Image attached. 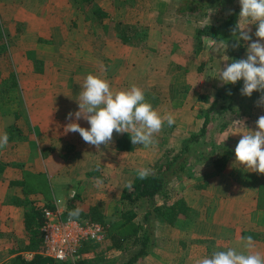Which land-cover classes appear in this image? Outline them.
I'll list each match as a JSON object with an SVG mask.
<instances>
[{
    "label": "crops",
    "instance_id": "obj_1",
    "mask_svg": "<svg viewBox=\"0 0 264 264\" xmlns=\"http://www.w3.org/2000/svg\"><path fill=\"white\" fill-rule=\"evenodd\" d=\"M93 3L105 12L104 16L97 15L94 8L87 12L86 8ZM185 5L186 0H93L88 5L81 0H0V69H8L5 74L0 73V135L9 136L8 145L0 149V264H16L18 257L22 262L33 257L37 251L33 245L36 235L27 227V215L34 208L41 211L40 203L55 207L57 200H62L55 191L52 201L36 183L42 173L50 172L60 181L63 191L68 192L64 204L59 202L65 214L76 208L87 212L91 205L101 204L107 216L113 213L109 199L112 194L96 193V180L112 176V165L129 166L130 162L137 164L142 159L136 157L139 149L131 143L128 133L114 132L112 142L97 149L78 132H65L71 122L90 128L83 118H67L69 112L79 110L77 100L87 75L107 79L113 90H125L132 85L143 90L153 87L157 89L156 103L161 101L160 97L174 95V106L158 109L175 117L174 136L168 139L170 149H179L189 137L185 135L178 143L179 130H200L209 107L203 102L212 101L214 96L207 100L201 97L202 93L187 94L195 83L180 67L182 59L177 54L194 52L187 40L192 38L193 16L202 14L182 9ZM118 13L120 30L127 32H113L110 36L108 30L102 36L98 34V25H103L98 20H104L105 25ZM204 15V23L196 20L197 29L206 23L219 24L225 17L214 22L209 20V14ZM124 34L131 39L124 42ZM204 39L207 43L213 41L209 37ZM161 52L167 59L158 65L154 60L163 59L157 56ZM161 69L157 84L155 71ZM189 99L192 100L188 107ZM195 100L201 102L198 109L194 108ZM261 115L264 105L228 120V126L217 129L216 134H211V123L206 138L217 143L226 141L230 146L225 166L218 170L212 157L199 162L191 157V164L198 165L196 171L174 178L183 183L182 188H175L176 195L169 189V194L171 200L183 196L196 211L193 218L196 216L197 220L179 217L174 223L163 221L161 227L170 233L163 237L157 233L158 245L138 264H191L213 251L237 247L241 237L247 236L255 241L253 251L264 254V174L251 172L235 158V147L241 139L237 120L244 121L247 129L240 128L239 132L246 133L257 130L256 121ZM208 146L207 141L203 148ZM75 150L81 153L76 156ZM133 179L134 176L131 182ZM126 185L122 182L116 193L122 208L121 195ZM170 185H175L174 181ZM81 190L98 200L86 204ZM41 198L46 202H40ZM181 223L184 227L176 232ZM194 237H200L201 250L192 242ZM36 238L37 242L42 240Z\"/></svg>",
    "mask_w": 264,
    "mask_h": 264
},
{
    "label": "clouds",
    "instance_id": "obj_2",
    "mask_svg": "<svg viewBox=\"0 0 264 264\" xmlns=\"http://www.w3.org/2000/svg\"><path fill=\"white\" fill-rule=\"evenodd\" d=\"M239 4V19L232 29L235 38L233 47H238L241 40L247 42L246 58L219 67L218 79L222 85H234L243 80L241 95L251 97L253 92L261 93L257 102V106H261L264 105V0H239ZM250 25H256L255 40ZM210 48V53L219 55L221 50L223 53L227 50L228 44L213 39ZM224 56L227 57L224 61H228L229 57ZM77 101L79 110L69 112L67 118L71 120L75 116L77 121L83 118L90 124V128L71 122L65 127V132H78L86 143L97 149L101 145H109L114 132L128 133L133 145L142 144L146 148L154 146L158 142L156 134L162 131L164 125L170 127L176 122L173 114L162 115L156 110L146 100L141 87L132 85L125 90H113L107 79L93 74L87 75L84 80ZM240 128H246L244 121L237 120V134H241V139L235 147L236 162L251 169V172L264 174V115L256 121L257 130L240 133ZM8 141L7 133L0 135V149L5 148ZM152 174L151 168L137 169L140 179H146ZM102 183V180H96L97 187ZM126 186L131 188V182ZM81 212L82 209L76 208L68 215L78 219ZM254 247L255 241L251 236L241 237L237 247L213 251L210 256L198 259L196 264H264V254L253 251Z\"/></svg>",
    "mask_w": 264,
    "mask_h": 264
},
{
    "label": "trees",
    "instance_id": "obj_3",
    "mask_svg": "<svg viewBox=\"0 0 264 264\" xmlns=\"http://www.w3.org/2000/svg\"><path fill=\"white\" fill-rule=\"evenodd\" d=\"M81 1L84 5H88L93 0ZM216 1L226 2L227 14L219 24L206 23L198 28L197 37L201 41L203 37H209L231 44V62L236 59H243L245 50L243 42L240 41L238 47H233L235 38L233 37L232 29L238 22L239 12L241 10V6L236 5L233 2L234 0H186V5L182 9L205 13ZM93 11L101 17L105 15V12L98 6L96 8L94 6ZM121 31L127 32L126 29L120 30V33ZM130 39V35L128 34L122 36L124 42ZM231 85L232 87H230ZM242 86V80L234 85H222L217 90L211 105L206 110V116L200 130L192 132L188 138L184 139L179 149L167 148L153 164L152 175L146 179H140L136 172L131 182V188L126 186L123 189L121 198L124 200V204L120 217L123 219L122 224L125 226L123 230L125 232L124 236L126 237L117 232H113L108 247L115 246L120 248L128 255L126 258H112L106 255L107 250H100L103 241L98 242L92 240L84 242L80 250V257L75 260H61L46 255L42 251V246L37 245L38 242L36 240V237L39 236V226L43 221V215H41V211L34 208L27 215L26 224L36 235L33 245L37 251L32 258L24 260V262L18 257L16 264H137L139 260L150 252L153 245L151 227V219L153 217L174 223L179 217H193L196 214L194 208L190 206L183 196L171 200L169 194L170 181L185 173L193 174L196 171L195 164H191V157L194 156L195 162L212 157L218 170H221L225 166L227 151L230 149L229 144L226 141L217 143L214 139L209 140L206 138L207 131L213 120L211 113L215 108L220 107L221 109L219 111L221 119L218 130H223L228 126L229 119L226 118L228 112L232 111L236 113H232L230 115L231 118L240 117V115L248 112V108L245 107L247 103L244 100H241L238 109L234 106V96ZM243 108V113L238 112ZM207 141L209 146L204 149L203 145ZM209 142L211 143L209 144ZM158 198L161 199V202H159ZM140 206L145 207L143 214L144 220L135 224L134 219L138 216V208ZM101 209V204L91 205L87 212L82 210L80 216H90L103 220L106 216ZM143 222L148 223L145 226ZM142 226L144 228L143 233L138 236V231ZM135 244H138V246L136 249L131 250Z\"/></svg>",
    "mask_w": 264,
    "mask_h": 264
},
{
    "label": "rangeland",
    "instance_id": "obj_4",
    "mask_svg": "<svg viewBox=\"0 0 264 264\" xmlns=\"http://www.w3.org/2000/svg\"><path fill=\"white\" fill-rule=\"evenodd\" d=\"M102 1V0H99V2ZM236 5H239V0H234L233 1ZM225 5L223 4V2H215L214 4L211 5V7H209V9L207 10V15L209 14V20L211 21H214V22H217V21H220L221 18L223 17V15H226L227 12H228V9L226 8V2H224ZM98 4V3H97ZM100 4V3H99ZM94 8V3L91 4L90 6H88L86 8L87 12L88 11H92ZM187 11V10H186ZM191 12V11H190ZM198 14H202V17H199L198 16H193V22H192V30H191V33H192V38L191 40H187V43L189 41L190 44H192V48L193 49V53H189V54H177L178 55V58L182 59L179 61V64H180V67L183 69V71L185 72V75L187 76L188 75V78H192V84L195 83V85H192L191 87H189V89L187 90V94L188 96H191V95H198V94H201V97L203 99H209V97H213L215 96L217 90L222 86V83L220 82V80L218 79V73H219V67L223 68L225 67L226 64H230L231 63V44H228V48L227 50L223 53V50H221L220 54H216V53H210L211 51V48H210V45L212 43V41H208V43L205 41L204 42V38L201 39L199 37H197V28H196V20L199 22V23H204L205 19H204V13L203 12H197ZM115 14V13H114ZM195 14V13H193ZM127 15H125L126 17ZM206 17V16H205ZM207 17V18H208ZM116 18V19H115ZM115 18L113 19H108L104 25V20L103 21H99L98 20V23L101 22L103 25H98V30H97V33L100 34L101 36L106 34L104 33L105 31L108 32V30H110V36L111 34L114 32V33H118L120 31V26H122L119 22V13L116 14ZM201 20V21H200ZM117 23V24H116ZM1 24V23H0ZM249 27H251L252 29V38L253 40L257 39L254 35L255 31H256V25H250ZM208 39V38H206ZM217 41H221V40H217ZM242 41V40H241ZM243 44H244V58H246V49H247V42H244L242 41ZM225 43V42H224ZM97 44H100V41L99 39L97 40ZM226 44V43H225ZM10 46V44H9ZM188 51V48L187 50ZM12 52V51H11ZM163 53L164 52H161V54H157V56H162L163 59H155L154 62L158 65H162L163 63V60L164 59H167V58H164L163 56ZM210 53V54H209ZM9 55L8 53H5V56ZM224 55H227L229 57L228 61H224V60H227V57L224 56ZM12 59L14 58L12 55ZM193 56V57H192ZM8 71V69H0V73L1 75L2 74H5L6 72ZM162 71L163 69L159 70V71H155L156 75L154 76L157 84L158 83V80L161 79V76L160 74H162ZM148 77V76H147ZM187 80V79H186ZM129 82V81H128ZM189 84L190 82L187 81ZM2 84H6L7 82H4V81H1ZM207 84V86L205 85ZM242 85H243V80H242ZM4 86V85H2ZM232 87V85L230 86ZM243 87V86H242ZM176 87H174L175 89ZM176 90V89H175ZM241 88L238 90V92L235 94L234 96V106L236 109H238V106L241 104V100H244L246 104V108H248L247 111H250L252 110L254 107L258 108L257 106V102L258 100L260 99V93L259 92H253L252 96L251 97H247V96H243L241 95ZM172 93H173V90H171ZM145 92V98L147 101H149L153 107L156 109V110H161L162 111V108L165 109L169 106H174V101L171 100L172 98H174V95H171L169 97H163V98H167V99H163L160 97L161 101H157L156 99V96H157V89L155 88H150V87H146V89L144 90ZM162 94V92H159ZM257 94V97H255ZM164 95H167V94H164ZM207 95V96H206ZM159 99V100H160ZM163 99V100H162ZM192 100V99H191ZM191 100H187L186 101V105L189 107L190 103H191ZM201 100V99H200ZM169 101V102H168ZM172 101V102H171ZM202 101V100H201ZM203 102V101H202ZM212 101H206L203 102L205 104V106H210ZM5 104V102L3 103ZM193 104H195L194 108L198 109L200 108V104L201 102H199L198 100H195L193 102ZM220 107L218 108H215L213 109L212 111V116H213V120H212V133L211 134H216L217 133V129L219 127V121L221 119L220 117V114H219V111H220ZM243 110H240L238 112H242L243 113ZM160 112V111H159ZM236 114L235 112H228L227 114V118L230 117L231 114ZM162 114V113H161ZM162 115H165L162 114ZM233 118H229V121L232 120ZM194 126H197V125H194ZM174 130V124L172 126H167V124L164 125L163 129L161 132H159L158 134H156V140L158 141L154 146L153 148H146V147H143L142 144H137L136 147L139 149L136 153H138V155H136L137 158H139L140 156L142 157V159H140L139 162H137L136 164V161H133V162H130L131 165L129 166H123V167H116L115 165H112L114 167H112L111 170H114V173L111 174L112 176H106V178H101L100 180L103 181L102 185H100L99 187L96 186V193L98 194H102V193H106V192H110L112 195H111V198L110 199V202H111V210L113 211L112 214L110 215H107L103 220L106 221L107 223V234H106V237L105 239L103 240L102 242V245L100 246V250H107V253L106 255L112 257V258H126L128 255H126L125 252H123L120 248H117L115 246H111V247H108L109 243H110V240H111V234L114 232H117L119 233L120 235H125V232L123 230V228L125 227L124 224H122L123 222V219L120 217L121 215V212H122V203H118V196L116 195V193L118 192V189L120 190V184L122 182H125V183H129L131 182V179H132V176H135V173L137 172V169H140V167L144 168V167H148V168H152L153 169V164L157 161V158H155L157 156V154H159L160 156L164 153V151L167 149V148H170L169 145L171 144V142H168V139H169V136H174V133H172ZM180 131V132H179ZM177 132V136L179 137L178 138V143L181 141V138H184L185 135L186 136H190V134L192 133V129H183V130H179ZM216 132V133H215ZM210 136V135H209ZM214 136V135H213ZM155 147V149H154ZM137 148H134L132 149L135 153V150ZM94 151V149H90L89 151ZM87 151V150H86ZM81 152H79L78 150H75L74 154L77 156L79 155ZM92 153V152H91ZM93 155V154H91ZM112 156V159H113V155ZM139 156V157H138ZM155 158V159H154ZM142 164H145V166H143ZM197 164H195V169L197 168L196 166ZM182 177V176H181ZM40 180L36 183L39 184L40 187L43 188V191L47 193V195H49L50 199H52V201H55V196L53 195V193H55L56 191V195L58 197H61L62 200H60V204H64V202L66 201L65 200V197H66V194L68 192H64L63 189L61 188V184H60V181L55 178L53 175L50 174V172H47V173H42V175L39 176ZM111 179V180H110ZM180 179V178H179ZM174 181V184L176 185H170L169 184V189H171V191H173V195H176V189H178V191H180V189L182 188V184L181 182L177 181L174 179L172 180ZM170 181V183L172 182ZM86 183H84L85 185ZM77 185V184H75ZM80 185V182H78V185L75 186L74 188L77 189V187H79ZM175 186V187H174ZM175 191V192H174ZM83 192V195L85 197V200L83 202H85L86 204H91V202L93 201H96L98 200L97 198L98 197H94L92 196L91 193H89L88 191H83L81 190V193ZM66 193V194H65ZM91 194V195H89ZM158 200H161L160 198H158ZM40 202L44 203L46 202V200H44L43 198L39 199ZM50 201V200H49ZM145 204V203H144ZM42 206V204L40 203L39 204V207ZM144 211H145V207H141L138 208V216L134 219V222L135 224L136 223H139L141 220H144L143 219V214H144ZM193 218V217H192ZM195 218V219H194ZM193 219L194 220H197L196 219V216L194 217ZM185 220H190V219H187L185 218ZM152 221V247L150 249V252L151 253L153 251V248H154V245H158V237L161 236L163 237L164 235L167 236V234L170 233L169 230L167 229H164L162 226L163 224V220H161L160 218H156V217H153L151 219ZM148 222H143V224L146 226ZM182 224V223H181ZM179 228H177V230H175L176 232H179L180 230V227H184V224H182L181 226H178ZM158 228V232H156V229ZM181 228V229H182ZM40 229V228H39ZM196 227L193 229L194 232L196 233L195 231ZM143 226L139 229L138 231V236H140L142 233H143ZM173 231V232H175ZM39 233V237L41 239V231L38 232ZM122 233V234H121ZM157 233H158V237H157ZM126 237V236H124ZM40 243V246H43L42 245V240L41 241H38ZM194 244H195V247H198L199 250H201V247L200 246V243H201V240H200V237H194L193 238V241H192ZM138 246V244H135V246H133L131 248V250L133 249H136V247ZM130 250V251H131ZM128 254V253H127ZM143 259V258H142ZM141 259V260H142ZM139 260L137 262V264L141 261ZM196 261H193L191 264H196ZM177 264H184V262H177Z\"/></svg>",
    "mask_w": 264,
    "mask_h": 264
},
{
    "label": "built area",
    "instance_id": "obj_5",
    "mask_svg": "<svg viewBox=\"0 0 264 264\" xmlns=\"http://www.w3.org/2000/svg\"><path fill=\"white\" fill-rule=\"evenodd\" d=\"M43 221L39 228L42 238V251L46 255L61 260H75L88 240L103 241L107 234V223L90 216L70 218L59 203L55 207H40Z\"/></svg>",
    "mask_w": 264,
    "mask_h": 264
}]
</instances>
